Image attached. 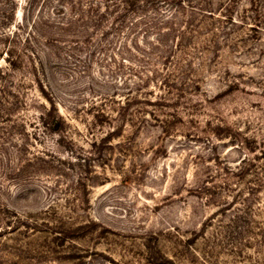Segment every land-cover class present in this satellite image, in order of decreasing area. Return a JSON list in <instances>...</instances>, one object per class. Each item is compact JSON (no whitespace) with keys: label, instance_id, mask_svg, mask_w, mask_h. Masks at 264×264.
<instances>
[{"label":"rangeland","instance_id":"rangeland-1","mask_svg":"<svg viewBox=\"0 0 264 264\" xmlns=\"http://www.w3.org/2000/svg\"><path fill=\"white\" fill-rule=\"evenodd\" d=\"M0 264H264V0H0Z\"/></svg>","mask_w":264,"mask_h":264}]
</instances>
